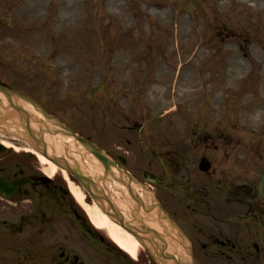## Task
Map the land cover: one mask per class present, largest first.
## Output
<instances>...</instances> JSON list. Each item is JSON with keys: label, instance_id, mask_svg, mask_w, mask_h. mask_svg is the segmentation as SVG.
Returning a JSON list of instances; mask_svg holds the SVG:
<instances>
[{"label": "rangeland", "instance_id": "obj_1", "mask_svg": "<svg viewBox=\"0 0 264 264\" xmlns=\"http://www.w3.org/2000/svg\"><path fill=\"white\" fill-rule=\"evenodd\" d=\"M0 81L112 148L176 119L242 146L264 130V0H0Z\"/></svg>", "mask_w": 264, "mask_h": 264}, {"label": "flooded vegetation", "instance_id": "obj_2", "mask_svg": "<svg viewBox=\"0 0 264 264\" xmlns=\"http://www.w3.org/2000/svg\"><path fill=\"white\" fill-rule=\"evenodd\" d=\"M127 132L137 153L79 135L135 178L123 182L146 244L185 264H264V130L242 146L207 121L156 123L142 142L137 124ZM22 143L0 132V264H157L139 242L137 255L123 250L78 180Z\"/></svg>", "mask_w": 264, "mask_h": 264}, {"label": "water", "instance_id": "obj_3", "mask_svg": "<svg viewBox=\"0 0 264 264\" xmlns=\"http://www.w3.org/2000/svg\"><path fill=\"white\" fill-rule=\"evenodd\" d=\"M24 104L32 105L38 112H40L52 124L60 125L64 129H67L68 131H70L69 132L70 134L72 133L69 128L65 127L63 124H61L57 120H54V118L51 115H49L40 105L35 103L33 100H30L23 94L17 91L11 90L7 88L6 86L0 84V123L7 124L6 123L7 120H10L11 123L15 125L16 127H21L24 130L23 138L27 140L38 151H42V148L38 145L39 143L35 142V140L37 139L41 140V138L43 139V135H42L43 132L40 131L41 134L39 132L34 133L33 129L30 126V122L32 120H35L34 115L30 113L28 110H26V108L24 107ZM37 123H38L39 128L45 125V123L42 120H40ZM26 134H30V138H27L28 135ZM76 138L79 139L81 142H83L81 138H78V137ZM87 148L91 153H93L96 156L99 163L103 166L104 168L103 175H100L99 177L89 175L88 173H85V175H82L84 173L81 171V168L78 164H75V166H69L67 164H62L55 159L54 161L58 163L61 167L65 168L66 170L74 174L78 178V180L84 185V187L89 191V193L92 195L94 200L98 203V205L104 211L108 212L104 206L105 202L109 203V205H111V207L114 210L119 211L118 207L112 201L110 193L107 190V188H106L107 190V193H106L104 190V187L102 186V185H105L107 181H109V175L115 178L114 174L110 171V165H114V163L111 160H108L105 156H103L101 152L97 150L96 148H90L89 146ZM120 173L123 174V172L121 171ZM125 174L126 176L131 178L130 174L128 173H125ZM135 199L138 200L137 198ZM146 209L153 210L157 208L156 206H153L151 208H146ZM137 210L138 208H135V212L133 213V215L135 217L134 221L138 223V215H136ZM118 223L121 226H123L127 231L132 233L140 242H142V244L147 247L148 251L154 257H157L159 259L158 260L159 264H170V258L165 248H158L155 245H146V243L144 242V239L138 235L139 234L138 232L142 230L138 231V229L132 228L131 226H129L127 223L124 222V218H120ZM148 242H151V241H148Z\"/></svg>", "mask_w": 264, "mask_h": 264}, {"label": "bare ground", "instance_id": "obj_4", "mask_svg": "<svg viewBox=\"0 0 264 264\" xmlns=\"http://www.w3.org/2000/svg\"><path fill=\"white\" fill-rule=\"evenodd\" d=\"M237 69L239 71L241 70L240 65H237ZM183 92H187V90H184ZM35 120H32L30 122V126L33 129L34 133L42 131L43 139L41 140L37 139L35 142L39 143L38 145L47 153H51L52 148L58 151L59 153H64L68 150L73 151L74 153H80V148H76L78 141L73 138V135H71L67 129H64L60 125L52 124L49 120L44 121L45 125L41 128H37L36 125H38L37 122H39L41 119L38 116H34ZM37 120V121H36ZM42 123V122H41ZM9 126H15L12 123L7 124ZM32 134V133H31ZM27 138H30V134ZM33 135V134H32ZM24 136V134H23ZM26 137V136H25ZM20 138V137H19ZM22 141L21 139H19ZM25 142V141H24ZM23 144V143H22ZM25 148L28 150L36 153V150L34 147L28 142V145H24ZM42 160L48 161L49 163L53 162L50 161L44 154L37 152L36 153ZM60 163L65 164L64 160H60ZM52 164V163H51ZM54 167V165H53ZM126 198V196L124 197ZM124 203L126 201L124 200ZM93 212L98 214L100 217L108 221V224L110 225L113 234L117 240V242L120 244V246L124 247L125 249L129 250V248H132V245L137 247L138 243L134 236L130 234L128 231H126L124 228L120 227L118 224L114 223L112 220H110L107 215L102 213L97 205H94V208L92 209ZM132 252V251H131ZM134 253V252H133Z\"/></svg>", "mask_w": 264, "mask_h": 264}]
</instances>
